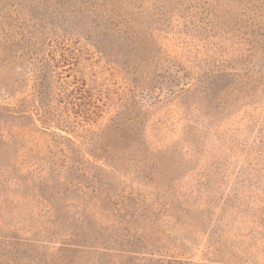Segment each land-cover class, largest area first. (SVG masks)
Listing matches in <instances>:
<instances>
[{
  "label": "rangeland",
  "instance_id": "obj_1",
  "mask_svg": "<svg viewBox=\"0 0 264 264\" xmlns=\"http://www.w3.org/2000/svg\"><path fill=\"white\" fill-rule=\"evenodd\" d=\"M23 100L0 109V264L59 246L37 189L64 137L75 196L150 212L153 257L264 264V0H0V107Z\"/></svg>",
  "mask_w": 264,
  "mask_h": 264
},
{
  "label": "trees",
  "instance_id": "obj_2",
  "mask_svg": "<svg viewBox=\"0 0 264 264\" xmlns=\"http://www.w3.org/2000/svg\"><path fill=\"white\" fill-rule=\"evenodd\" d=\"M45 100L46 96H40L38 99L39 107L36 108L42 111V122L48 127L51 126V122L55 123L58 120L56 113H50L48 110V106L52 109L51 103L45 104ZM24 108H26V101L24 100L17 108L12 106L0 107L3 112L9 115L13 112H23L25 111ZM44 110L46 111L44 112ZM0 134L3 135L2 140L7 137L4 136L3 132ZM63 140L62 143L66 150L60 151L62 159L59 169L62 173L60 171L55 172L54 167H56L58 160L53 159V162L45 167L48 169V175L40 176L39 180L45 181V183H42V186L37 189V198L42 200L40 203L46 207L47 228H52V234L62 233L61 241L58 242L59 246L53 248L47 247L44 242L33 243L32 246L37 247L41 256L33 258L32 255H22V258L27 257L28 260V263L23 264H195L191 261H165L162 258L153 257L155 254L151 251L156 246L152 240L151 232L153 229L149 224L150 212H145L146 219L144 222H140L137 214L142 210L138 207L130 208L128 198L122 193L114 194L110 185L107 188L93 189L95 193L91 196L85 193L81 200L80 195L75 196L74 191L78 187L66 176V173H68L67 170H72L75 165V161L71 163L74 158L70 154L75 153L77 146L69 137H64ZM9 151V145L4 146L0 154L1 159L7 158ZM60 176L64 177L62 182L58 179ZM50 177L57 184L49 182ZM60 183H68L69 187L62 188ZM20 185L22 186L21 183ZM5 209L1 207L0 211H5ZM127 215H129V219L125 218ZM58 226L59 228H56ZM139 229L142 230L138 232ZM1 243L3 248L9 247L13 248L15 252L18 251L15 246H12L15 242L4 239ZM13 256V252L6 255L13 264H21L22 259L17 261L12 259Z\"/></svg>",
  "mask_w": 264,
  "mask_h": 264
}]
</instances>
